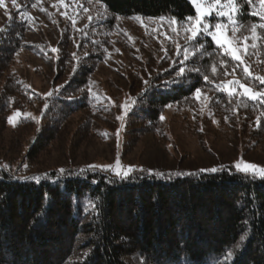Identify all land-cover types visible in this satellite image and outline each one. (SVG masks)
<instances>
[{"label": "trees", "instance_id": "1", "mask_svg": "<svg viewBox=\"0 0 264 264\" xmlns=\"http://www.w3.org/2000/svg\"><path fill=\"white\" fill-rule=\"evenodd\" d=\"M97 1L121 17H163L181 24L196 15L189 0ZM239 3L242 32L264 24L259 0ZM15 32L5 31L0 38L2 66L22 45ZM255 33L263 60L264 28L257 27ZM190 44L194 53L187 61L189 69L161 84L150 81L135 96L130 114L156 122L167 106L189 99L197 87H207L214 105L227 102L256 118L257 129H262L264 101L225 91L221 82L213 81V67L219 69L216 63H221L227 71L237 69L242 81L264 84L246 78L244 64L224 54L211 37L201 35ZM91 70L80 65L49 96L40 113L41 129L23 164L38 156L43 141L53 139L64 115L91 103L86 92ZM64 170L22 174L0 160V264H264V179L258 175L232 166L216 173H173L170 178L136 169L129 179L120 180L88 166Z\"/></svg>", "mask_w": 264, "mask_h": 264}, {"label": "rangeland", "instance_id": "2", "mask_svg": "<svg viewBox=\"0 0 264 264\" xmlns=\"http://www.w3.org/2000/svg\"><path fill=\"white\" fill-rule=\"evenodd\" d=\"M189 2L195 11L197 6L210 9L200 27L214 31L216 23L224 24L241 55L239 62L264 77L259 36L255 33L252 39L253 32L241 31L239 0L230 17L217 14L228 12L227 0L220 5L215 0ZM196 16L197 11L192 20L180 24L175 19L114 16L97 0H16L15 6L5 0L0 6V38L5 31H17L22 45L8 56L6 65H0V160L22 174L90 165L111 173L132 166L181 175L235 168L237 163L243 167L246 162L264 168V127L258 130L256 118L227 102L214 105L207 87L199 98L193 93L167 106L156 122L134 111L130 114L135 96L150 81L161 84L171 80L179 67L189 69L187 61L194 51L188 29ZM82 64L92 69L86 90L91 103L64 115L53 139L43 141L38 156L23 164L41 129L40 113L48 94L58 91ZM216 64L213 81L221 82L225 91H243L231 83L239 80L254 92H264V85L242 81L237 69L227 71ZM17 111L19 117L14 116ZM9 116L14 117L12 122Z\"/></svg>", "mask_w": 264, "mask_h": 264}, {"label": "snow or ice", "instance_id": "3", "mask_svg": "<svg viewBox=\"0 0 264 264\" xmlns=\"http://www.w3.org/2000/svg\"><path fill=\"white\" fill-rule=\"evenodd\" d=\"M64 0H61V3H63ZM222 2V0H215V4L220 5ZM249 3H251V0H248ZM13 5H16V0H12ZM192 3L194 5H197V0H192ZM260 3L262 5H264V0H260ZM5 4V0H0V6H3ZM227 5L229 7L228 12H224V11H218L217 14L220 16H231V13H234L237 11V7H236V0H227ZM197 16L195 17V24L194 26H192L191 28L188 29V31H190L191 35L188 37L189 40H197L198 36L200 34H206V36L211 37V41L218 46L219 48L223 49V53L226 55H229L230 57H232L234 60L236 61H240L242 62V58L241 55L239 54V51L237 49V47L233 46V41L227 36L226 31L225 30V25L222 23H216L214 26V31H209V27L210 26H204L203 28L200 27L201 23H202V18L206 15L211 14V10L207 9V8H201L199 6H197ZM264 18V17H262ZM91 19V17H90ZM161 20H163L164 18L161 17ZM188 20H192V17H188ZM257 27L260 28H264V24H260V25H252V31H253V36L252 39H256V35H255V30ZM235 31V29H234ZM248 38L245 37V40H247ZM203 45H201L202 47ZM248 45L245 44V48H247ZM52 51H56V49H52ZM187 59V53H185V60ZM198 71V70H197ZM213 71H215V67H213ZM246 78L251 79V80H258L261 84H264V77H260V76H253V74L249 71L248 67L245 66L243 69ZM74 73H75V69H74ZM185 73V68L183 66L179 67V71L177 72V76L178 77H182L183 74ZM208 77L205 76L204 80L207 81ZM234 85H238V87L240 89H242V94L249 97L251 100L255 101V100H262L264 101V92H254L252 88H250L247 84L245 83H241L239 80L236 81H232L231 82ZM223 90V89H222ZM229 93L231 94L232 92L235 91V88H230L228 89ZM201 93V89L199 87L195 88V96L196 98H199ZM48 95H51V93H49ZM170 106V105H169ZM123 107H127V105H124ZM21 114L19 111H17L14 116L15 117H19ZM14 119L13 116H9L8 120L9 122H12ZM117 165L120 164L119 160L116 161ZM97 166L94 165H90L89 169L94 170ZM108 168H111V166H107ZM235 168L238 172H242L244 174H250V175H256L257 174V170L259 169V178L260 179H264V168H259V166L254 165L252 163H248L246 162L244 164L243 167H241V165L239 163H237L235 165ZM101 170H103V166H101ZM114 173L115 176L119 177L120 180H126L129 179L131 177V175L136 171V169H134L132 166H128L127 169H123L122 167H117L116 169H111ZM60 173H65L66 170L64 169H60L59 170ZM85 169H80L79 173L80 174H84L85 173ZM140 171H143V169H140ZM205 171H210L212 173H216L218 171L217 168L213 167L211 169H201V172H205ZM148 175L149 176H155L157 175L154 170H148ZM159 176H164L163 173H160ZM169 178H170V174H169ZM17 179H21V178H17ZM96 182V181H93Z\"/></svg>", "mask_w": 264, "mask_h": 264}]
</instances>
